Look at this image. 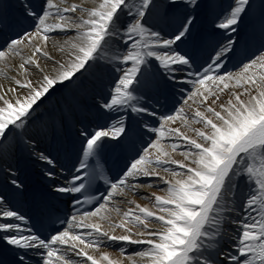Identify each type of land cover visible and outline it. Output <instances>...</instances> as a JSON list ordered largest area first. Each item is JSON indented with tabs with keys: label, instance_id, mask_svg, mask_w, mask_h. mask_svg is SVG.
Returning a JSON list of instances; mask_svg holds the SVG:
<instances>
[{
	"label": "snow or ice",
	"instance_id": "snow-or-ice-1",
	"mask_svg": "<svg viewBox=\"0 0 264 264\" xmlns=\"http://www.w3.org/2000/svg\"><path fill=\"white\" fill-rule=\"evenodd\" d=\"M10 7L0 264H264V0Z\"/></svg>",
	"mask_w": 264,
	"mask_h": 264
},
{
	"label": "bare ground",
	"instance_id": "bare-ground-1",
	"mask_svg": "<svg viewBox=\"0 0 264 264\" xmlns=\"http://www.w3.org/2000/svg\"><path fill=\"white\" fill-rule=\"evenodd\" d=\"M218 1L219 0H209L210 3H214V4H217ZM220 1H222V0H220ZM0 2H6L11 6L9 8V14L10 15L16 14L15 5L18 3V0H0ZM211 40H212V37H211V35H209V41H211ZM230 66H231V64L228 65V67H230ZM7 83H8V81L3 76H0V85H6ZM19 165L22 168V171H23L25 177L27 178L28 192L25 193L24 197L20 198V201H19L17 206L20 207L21 210L27 211V208L29 205L30 193L35 191V186L32 185V180L35 181L37 187H39V188L42 187V181L40 179L42 165L39 163H32L27 158H21L19 161ZM26 166H28L29 168L26 169Z\"/></svg>",
	"mask_w": 264,
	"mask_h": 264
},
{
	"label": "rangeland",
	"instance_id": "rangeland-1",
	"mask_svg": "<svg viewBox=\"0 0 264 264\" xmlns=\"http://www.w3.org/2000/svg\"><path fill=\"white\" fill-rule=\"evenodd\" d=\"M220 2H222V1L219 0V1L217 2V5L220 4ZM257 2H259V0H257ZM231 67H232V66H230L229 68H231Z\"/></svg>",
	"mask_w": 264,
	"mask_h": 264
}]
</instances>
